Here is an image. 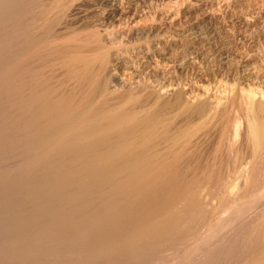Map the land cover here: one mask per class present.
<instances>
[{
	"label": "bare ground",
	"instance_id": "1",
	"mask_svg": "<svg viewBox=\"0 0 264 264\" xmlns=\"http://www.w3.org/2000/svg\"><path fill=\"white\" fill-rule=\"evenodd\" d=\"M41 2L0 0V260L264 264V92L185 83L181 41L160 71L98 34L61 36Z\"/></svg>",
	"mask_w": 264,
	"mask_h": 264
},
{
	"label": "rangeland",
	"instance_id": "2",
	"mask_svg": "<svg viewBox=\"0 0 264 264\" xmlns=\"http://www.w3.org/2000/svg\"><path fill=\"white\" fill-rule=\"evenodd\" d=\"M41 1H42L41 3L45 4L43 6H48L52 4L51 7H54V8L50 7V9H52V11L50 12L53 13V11H56L55 14L53 13L54 15L52 14L53 17H51V19L53 18V20L55 19L59 20V21L55 20V22H57V24L58 22L60 23L58 24L59 31L62 28L64 29V30L62 29L63 32L62 31L60 32L61 36H65L64 35L65 31L66 34H69L71 36L76 35V33L80 31L77 37L82 36V38H84L85 36L89 37L92 35L93 39H95L94 38L95 35L98 34L96 36V38L98 39V40L96 39L97 41H99L103 37L101 39L102 41L100 40V42L102 43L107 42V45L109 44V46H112L113 49L114 47H116V49L114 50H118V51L121 50V52L122 51L126 52L128 48L132 52L130 53L128 52L127 53L128 55L126 54V56L130 57V54H132L131 57H135L136 60H140L142 58L141 61L143 60L145 61L146 59L150 61L149 66L151 65L152 66V67L150 66L151 68L160 71H162V69L163 71L169 70V68L172 67V63L166 64L164 61L163 62L161 61V58H159V54L157 53L158 50L161 49V47L163 48L166 45H168L170 43V40L172 42L181 41L185 45L186 43L191 44L194 41L193 45L195 46H193L192 49L187 53L183 54V52L185 51L183 48H186L185 45L183 46L182 44L181 46L178 47V52L181 54V56H183L182 58H185V60L188 61L186 63V61L183 59L184 65H186L184 68L186 70L184 69L182 78H184L185 83L191 82L192 85L195 84L194 87H196L197 89H202L203 87L200 88L201 86L211 85L210 87L214 89L215 92H218L219 89L218 94L220 95L225 94L226 96L232 95L238 88L239 89L245 88V90L247 91L249 90L255 91L256 99H259L264 92V0H41ZM56 5L60 8V10L57 9ZM61 7L63 9H61ZM57 12L61 14L60 15L61 17H59L58 15L59 13ZM112 12L113 14H111ZM119 16L121 17L120 19ZM70 27L72 29L76 27V30H74L73 32V30ZM84 27L85 29L87 27L89 29L87 28L85 30ZM67 30L69 31L67 32ZM155 30L160 31L162 36L159 33L158 35L160 36L158 37L157 33L154 32ZM167 30H169L168 33H166ZM85 31L87 32V34L85 33ZM92 31H94L95 34L92 33ZM150 37L151 38L156 37L157 39L156 38L151 39ZM200 37L202 39H200ZM132 38H135L136 40ZM142 40L143 43L141 42ZM124 41L126 42L127 45L125 44ZM129 41L130 43L131 42L132 43L129 44ZM147 42L150 43L148 44ZM139 43L142 44L140 45ZM119 46L120 48H117ZM136 46L137 47L143 46L142 47L143 53H137L133 51L134 50L133 48ZM121 47H123L124 49L123 48L121 49ZM153 48H155V50ZM147 52H149L148 55H145ZM195 53H197L198 56H196ZM202 55H204V57ZM156 56L158 59L156 58ZM185 56H187V59ZM157 60H159L161 63L158 62ZM210 70H214V71H210ZM199 78L202 79V81L198 80ZM170 89L171 88H169V90ZM223 92L224 94H222ZM257 92L259 95L257 94ZM241 116L243 117L242 123L244 122L245 124L244 123L242 124L241 135L239 140L243 146H241L240 144L238 145L242 152L246 153L248 150L249 153L250 149L247 147L248 135H246L247 119L245 117L244 112L241 113ZM259 192L257 193L259 194ZM263 194L264 192L262 193L261 197L258 200H256L257 201L256 204L258 205V206L256 205L257 206L256 209L258 210L264 209ZM256 195L253 194V197ZM230 197L222 200L219 198H218L219 200L218 199H216L217 201L215 200L216 203L215 202L214 203L215 205H217L218 208L217 210L218 213L216 212L218 216H220V214L227 215L228 214L227 212L232 207H234L235 205L238 206L240 201H243L244 199V197L242 198L241 196H240L241 198L239 196L236 197L235 193L232 196L234 198V201L232 200L233 198ZM191 246L192 245H190V247L189 245L182 247L184 251L181 250L182 249L181 248L180 251L178 252L179 256L177 255V257H182L184 253H185L184 255L190 253L192 249ZM175 259L176 258L174 256L173 258L171 259L169 258L168 260H166V262L165 260L160 263L159 261H157L153 264H169V263H173L172 260ZM0 261H1L0 264H18L19 262L21 264L38 263L34 261H28V262L11 261L7 258L6 259L2 258Z\"/></svg>",
	"mask_w": 264,
	"mask_h": 264
}]
</instances>
